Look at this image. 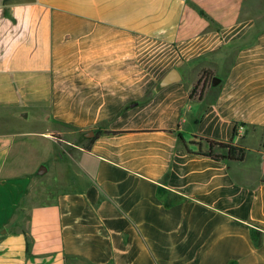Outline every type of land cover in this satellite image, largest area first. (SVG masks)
<instances>
[{"label":"crops","instance_id":"obj_1","mask_svg":"<svg viewBox=\"0 0 264 264\" xmlns=\"http://www.w3.org/2000/svg\"><path fill=\"white\" fill-rule=\"evenodd\" d=\"M244 8L0 0V264H264V30Z\"/></svg>","mask_w":264,"mask_h":264},{"label":"rangeland","instance_id":"obj_2","mask_svg":"<svg viewBox=\"0 0 264 264\" xmlns=\"http://www.w3.org/2000/svg\"><path fill=\"white\" fill-rule=\"evenodd\" d=\"M258 15L261 16V21L260 22H257L258 24L256 26H259L262 30H264V0H245L244 17L254 19ZM259 23H260V25H259ZM257 30H258V28L255 29V31H257ZM253 35H255V32L254 31H253ZM248 40L249 39H246L244 41V44H247L248 43ZM215 57H216V55H215ZM217 75L218 76L221 75L219 71L217 72ZM215 78H217V79L220 80V77H215ZM25 125L26 124H23L21 126L23 128H25ZM30 127H32V126H30V123H29L26 126V128H30ZM59 137L60 136H57V138H59ZM67 140H68V142L69 141H71V142H77L78 141V135H73L72 137L68 138ZM184 142L187 144V146L190 149V151H192V152H197L198 151L197 146H196L197 143H198V140L197 139L188 138V139L184 140ZM201 150L202 151H206V146L203 145L202 148H201ZM28 154H29V151L26 152V156H28ZM49 160L51 161V157H50ZM50 161H48L47 164L41 165V167L39 168L38 171H43V170H45L47 168H50L51 169V165L49 163ZM72 169H73V167L67 166L66 167V173L67 174L70 173ZM40 182H43V185L45 186V188L48 189L47 191H49V193H55L56 191H59L60 188H61L59 184H56L55 179H54L52 173L43 176L42 179L39 180L38 186H39V183ZM38 186L35 189H37Z\"/></svg>","mask_w":264,"mask_h":264},{"label":"trees","instance_id":"obj_3","mask_svg":"<svg viewBox=\"0 0 264 264\" xmlns=\"http://www.w3.org/2000/svg\"><path fill=\"white\" fill-rule=\"evenodd\" d=\"M196 88L197 85L194 91L196 90ZM202 90L203 89H201L200 96L202 94ZM197 140H198V143L196 145L198 149L197 152H191L186 145L184 146L189 154L204 156L207 158H211L212 160L215 161L228 160V161L241 162L244 159L245 156L244 148L235 145L232 141L224 143V142H215L208 139H197ZM205 144L207 146V150L202 151L201 148ZM215 150H218L219 153H214Z\"/></svg>","mask_w":264,"mask_h":264},{"label":"water","instance_id":"obj_4","mask_svg":"<svg viewBox=\"0 0 264 264\" xmlns=\"http://www.w3.org/2000/svg\"><path fill=\"white\" fill-rule=\"evenodd\" d=\"M179 80H180V75H179L178 71L175 69H172L161 79V81L158 84V88L166 87V86H168V85H170L176 81H179ZM218 83H219V79L213 78L212 84L216 85ZM92 135H93V133H89L88 135L86 134L85 136L91 137Z\"/></svg>","mask_w":264,"mask_h":264}]
</instances>
